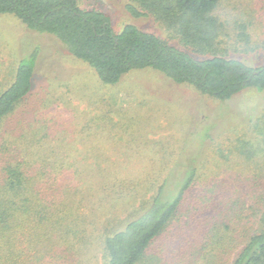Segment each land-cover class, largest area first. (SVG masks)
Here are the masks:
<instances>
[{
    "label": "rangeland",
    "instance_id": "obj_1",
    "mask_svg": "<svg viewBox=\"0 0 264 264\" xmlns=\"http://www.w3.org/2000/svg\"><path fill=\"white\" fill-rule=\"evenodd\" d=\"M78 1L83 8L109 14L116 32L133 24L203 57L160 21L133 17L126 9L130 0ZM220 10L231 19L246 12L253 24L252 42L264 41V0H232ZM229 38L233 58L254 67L264 64V48L253 52L234 33ZM37 48L33 91L14 121L26 119L30 132L47 127L51 149L66 161L74 159L65 167L77 173L74 208L92 224L89 230L100 235L106 224L134 218L170 175L167 191L173 196L194 165L198 180L188 203L151 253H162L161 264H206L201 240L210 228L207 220L228 213L249 216V208L264 194V140L257 137L258 122L264 124V94L247 90L222 102L152 69L105 85L57 38L31 31L13 15H0V92L13 83L20 61ZM242 145L254 150L250 162ZM87 170L88 177L83 176ZM87 256L79 264H104L101 244Z\"/></svg>",
    "mask_w": 264,
    "mask_h": 264
},
{
    "label": "trees",
    "instance_id": "obj_2",
    "mask_svg": "<svg viewBox=\"0 0 264 264\" xmlns=\"http://www.w3.org/2000/svg\"><path fill=\"white\" fill-rule=\"evenodd\" d=\"M229 3L232 0H130L126 5L133 17H153L174 30L201 58L133 24L116 32L109 14L83 8L78 0H0V15H13L31 31L54 36L105 85H117L133 71L152 69L226 102L247 90L264 94V64L254 67L233 58L234 42L227 45L226 40H232V32L253 52L263 49L264 41L252 42L253 24L246 12L232 19L222 14L220 8ZM39 56L37 48L22 59L13 83L0 92V264H79L97 244L104 264H161L164 256L151 249L188 203L198 168L190 167L173 196L167 191L170 175L142 212L106 224L94 236L92 224L74 208L77 173L65 167L74 159L66 161L51 149L47 127L30 132L26 119L14 121L33 91ZM257 128V137L264 140L263 122ZM252 150L244 153L249 162L255 158ZM249 211V216L228 213L207 220L210 228L199 238L206 264H264V194Z\"/></svg>",
    "mask_w": 264,
    "mask_h": 264
}]
</instances>
